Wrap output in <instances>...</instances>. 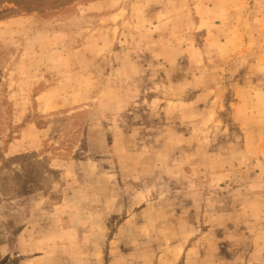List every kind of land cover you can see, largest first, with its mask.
Returning <instances> with one entry per match:
<instances>
[{
    "label": "rangeland",
    "instance_id": "374dc122",
    "mask_svg": "<svg viewBox=\"0 0 264 264\" xmlns=\"http://www.w3.org/2000/svg\"><path fill=\"white\" fill-rule=\"evenodd\" d=\"M53 1L0 0V264H264V0Z\"/></svg>",
    "mask_w": 264,
    "mask_h": 264
},
{
    "label": "trees",
    "instance_id": "16d2710c",
    "mask_svg": "<svg viewBox=\"0 0 264 264\" xmlns=\"http://www.w3.org/2000/svg\"><path fill=\"white\" fill-rule=\"evenodd\" d=\"M70 1H72V2H70ZM73 1H75V0H69L68 2H67V4L68 5H71L72 3H74ZM53 2H57L56 0L55 1H53ZM50 3H51V1H49L48 3H46L45 5L47 6H50V7H52V5H50ZM65 4L66 3H58V4H56V8L57 9H59V8H61V7H64L65 6ZM58 6V7H57ZM53 8V7H52Z\"/></svg>",
    "mask_w": 264,
    "mask_h": 264
}]
</instances>
